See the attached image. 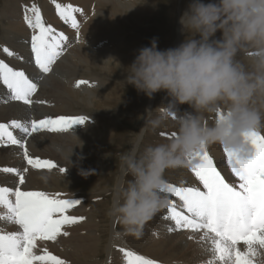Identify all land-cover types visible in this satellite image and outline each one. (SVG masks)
I'll return each mask as SVG.
<instances>
[{
	"label": "bare ground",
	"instance_id": "bare-ground-1",
	"mask_svg": "<svg viewBox=\"0 0 264 264\" xmlns=\"http://www.w3.org/2000/svg\"><path fill=\"white\" fill-rule=\"evenodd\" d=\"M57 2L71 3L75 7H82L80 8L81 12L76 13L79 32L73 29L70 24H65L60 20L52 0H42V2L37 0L30 2L29 0H6L4 2V8L0 13V21L4 29L0 38V56L5 54L3 52L4 47L14 52L16 55L9 56L10 59L5 62L17 70L25 71L29 78L37 83L38 87L37 92L32 96L33 103L25 105L23 102L11 100L6 87L0 83V96L2 97L0 98V123H9L12 120L28 122L34 118L39 120L48 116H80L83 114H79L81 111H78L76 106L96 110L102 108V103L106 101V98L117 96L118 87L108 88L106 82H99L92 75V71L98 67L114 73L124 72L125 65L120 64V61L131 58L133 54L129 55L128 50L138 49L139 39L134 40L132 47L127 46V50H124L122 47L127 43L121 42L122 38L119 37L118 33L124 30L126 22L131 18L136 20L143 18L141 16L144 11L143 5H138L136 0H57ZM32 3L40 8L46 23L51 24L58 32H64L67 37L63 53L53 64L50 73H42L36 67L31 53V29L28 28L23 17L24 6H31ZM91 3L101 4L100 9L96 10L94 6L90 8ZM148 3L153 9L158 6V0L155 3L153 1V5L151 2ZM188 3L189 0H186L183 10L178 11L177 15L175 13L177 23L173 27L172 40L163 49L175 47L184 39L179 18ZM17 57H23V59ZM79 80H86L89 84L76 87V82ZM97 84L100 85L98 88L96 87ZM156 94L153 99H149L147 108H151L154 104ZM72 98H76V100H71ZM166 103L167 100L163 98L162 104ZM182 107L186 108V105ZM181 114L182 112L177 113V117ZM87 117L88 119L84 124H75L67 132L52 133L44 130L27 138L26 146L30 155L51 160L57 165V168L52 170L33 169L24 160L22 150L19 147L0 146V169L4 167H14L21 170L27 168L28 171L24 173L25 183L19 185L21 190L59 192L63 194L62 198L75 200L76 190L84 185V179H78L79 181L75 179L82 169L81 163L83 162L80 155L93 149V145H88L89 143H101L102 152L105 151L104 141L113 134L112 128H107L106 132L95 131L93 128L94 119L90 116ZM146 128L151 127L144 123L131 151L136 150L137 152ZM257 131L264 135V124ZM173 132H177V121L175 118L167 117L160 127L152 130L150 135L156 137L157 143H164L173 138L171 135ZM15 134L23 138L18 130ZM206 150L229 182L235 181L236 178L231 174L227 165L223 146L213 144L206 147ZM60 169H65V171L62 172ZM189 171L184 167L166 169L163 173V179L166 183L176 186L202 187L190 169ZM125 174L126 170L122 163L114 188L113 203L120 198ZM175 180L180 181L174 184L173 181ZM18 182L19 178L16 175L0 171V187L14 189L18 186ZM165 195L169 200H173L179 205L178 198L167 193ZM67 214L83 219L74 225L64 227V231L68 232L67 236L60 235L56 241H40L38 248H47L49 252L66 260L68 264H96L93 258L101 257L100 250L102 248L101 238L96 234L98 225L92 221L88 210L81 202L71 208ZM167 214L166 208L154 214L151 219L144 223L140 235L124 228V231H121L124 235L119 232L121 236L118 234L111 240L109 239L111 237L108 236L110 246L105 248V250L109 248L105 264H125L122 253L112 248V242L121 248L131 249L140 255L153 259L157 261V264H159L158 262L163 264H205L211 258V252L207 250L208 245L200 240L202 233H192L183 229L176 230L174 222L165 218ZM114 219L115 216L113 215ZM153 222H155L153 232L149 235L145 229ZM0 228L5 231L17 230L16 225L4 221H0ZM170 228L173 230L169 231ZM112 229V233L113 231L117 232L114 223ZM164 229L167 236L161 234ZM154 232L158 233L156 237L153 236ZM240 247L243 250V244ZM261 264H264V261Z\"/></svg>",
	"mask_w": 264,
	"mask_h": 264
},
{
	"label": "clouds",
	"instance_id": "clouds-1",
	"mask_svg": "<svg viewBox=\"0 0 264 264\" xmlns=\"http://www.w3.org/2000/svg\"><path fill=\"white\" fill-rule=\"evenodd\" d=\"M179 23L177 46L161 50L153 38L124 69L138 93L165 94L166 104L145 109L146 126L177 121L169 141L122 158L132 179L111 214L135 234L168 207L166 169L189 167V157L213 144L244 157L250 133L264 124V0H189Z\"/></svg>",
	"mask_w": 264,
	"mask_h": 264
},
{
	"label": "snow or ice",
	"instance_id": "snow-or-ice-1",
	"mask_svg": "<svg viewBox=\"0 0 264 264\" xmlns=\"http://www.w3.org/2000/svg\"><path fill=\"white\" fill-rule=\"evenodd\" d=\"M52 3L60 20L79 32L76 13L81 9L57 0ZM23 18L31 29L30 45L35 65L42 73H50L63 53L67 37L46 23L35 3L24 6ZM3 52L10 57L16 55L7 47ZM0 83L6 87L11 100L22 101L25 105L33 103L37 83L25 71L11 67L3 59H0ZM88 84L86 80H79L76 87ZM87 119L83 115H60L28 122L0 123V146H17L31 168L52 170L57 168L53 161L30 155L27 138L42 130L67 132L73 125L84 124ZM17 130L23 138L15 134ZM171 135L173 137L175 132ZM249 143L251 151L244 157L223 148L227 165L236 178L233 182L222 174L205 148L202 153L188 158L189 168L202 187L176 186L166 182L163 185L165 193L180 201L177 205L168 199L165 218L174 222L176 230L202 233L200 240L211 252V258L205 264H261L264 261V135L257 131L250 133ZM0 171L19 178L14 189L0 187V221L17 226L15 231L0 228V264H68L47 248H38V242L56 241L60 235L67 236L64 227L83 219L67 214L80 201L64 199L61 193L21 190L19 185L25 183L27 168L4 167ZM119 251L125 264H157V261L131 249L120 248Z\"/></svg>",
	"mask_w": 264,
	"mask_h": 264
},
{
	"label": "rangeland",
	"instance_id": "rangeland-1",
	"mask_svg": "<svg viewBox=\"0 0 264 264\" xmlns=\"http://www.w3.org/2000/svg\"><path fill=\"white\" fill-rule=\"evenodd\" d=\"M0 1H1L0 13H1L5 5L4 2H6V0H0ZM30 1L32 0H29V2ZM37 1L42 2V0H37ZM153 1L154 3L157 2V0H136V3L138 5H143L144 7L143 14L141 15L143 16V18L137 20L135 18H131L128 22H126L124 30L118 33L119 37L122 38L121 42L125 44L127 43L125 46L122 47V49L124 50H127V46L132 47V43L134 42V40L139 39L138 49L136 48L133 51L131 49L128 50V52L130 53L129 55L133 54L131 58L122 59L120 61V64H124L125 68L133 62L138 50L141 47L150 46V42L153 38L157 39V46L159 49L163 50V48L167 46V44L172 40L173 27L175 23H177V17H175V13L177 15L178 11L181 12L184 8L183 5L186 2V0H158L157 8L155 7V9H153V7L150 8L148 3L151 2L153 5ZM100 5L101 4L98 3L95 4L91 3L90 8L94 6L95 9L97 10L100 9ZM77 7L82 8L81 6H77ZM3 33H4L3 24L0 21V38L3 35ZM0 59H3L4 61H8L10 57L3 54V56H0ZM92 75L99 82L101 81L106 82L108 88L117 86L118 87L117 96H114L113 98H106V101L102 103V108L100 109H96V110L95 109L92 110L91 108L84 109L82 107H77V106L76 108L79 109L78 111H81L79 112V114L82 113L83 115L90 116L94 119L93 128L95 131L106 132L107 128H112L113 134L107 137L104 141L105 151L102 152L101 143H92V144L89 143L88 145L91 146L93 145L92 146L93 149L85 151V153L80 155L81 156L80 159L83 162L81 163L82 169L79 171L80 174H78L75 177V179L76 180L84 179V183H83L84 185L82 186V188H78L76 190L77 196L74 198L75 200H78L83 205H85V209L88 210V213L91 216L92 221L98 225V231L96 232V234L99 235L102 241V248L100 250L101 257L93 258V259H95L94 262L96 264H105L106 262L105 260H107L108 258L107 255L109 252L107 251L109 248L106 250L105 248H107V246H110L109 239L111 240L113 237H117L118 234L119 236H121L119 232L124 231L123 230L124 226L120 224L119 219L115 216L114 219L115 221H114L113 215L111 214L114 188L118 179L117 177L119 176L121 164L123 163L122 158L131 151L132 146L136 141V139L138 138V136L140 135V131L143 127V124L145 123L146 120L145 109L148 106L149 98L146 97L143 93H138L137 90L132 85H125L124 82L126 76L125 71L121 73L119 72L114 73L110 70H102L98 67H95V69L92 71ZM99 86L100 85L98 84L96 85L97 88ZM164 96L165 94H163V92L157 93L156 100L154 104H152L151 108L155 109L159 106H162ZM0 98L2 97L0 96ZM71 100H76V98H72ZM152 130H153L152 128L145 129L144 131L145 135L142 138L143 142L141 141L140 146L137 150V154H140L145 146L150 144L151 145L157 144L156 137L154 135H150L152 134ZM222 154L224 153L222 152ZM184 168L188 172H190L189 167H184ZM131 179L132 177L126 173L120 194H122L123 190L127 186L128 181ZM177 181L180 180H175L173 181V183L176 184ZM45 192L48 193V191ZM64 199H66V197ZM113 223L118 233L114 231L113 233L111 232L113 230L112 229ZM154 223L155 222L149 224V226L145 229L146 232L149 233V235H151V233L153 232ZM121 234L123 233L121 232ZM161 234L162 236L163 235L167 236L165 229L161 231ZM157 235H158L157 232L153 233V236L156 237ZM108 236L111 238H109ZM112 243H113V245H111L112 248H115L116 250H119L121 248L120 246H117L115 242ZM158 263L163 264L160 262Z\"/></svg>",
	"mask_w": 264,
	"mask_h": 264
}]
</instances>
